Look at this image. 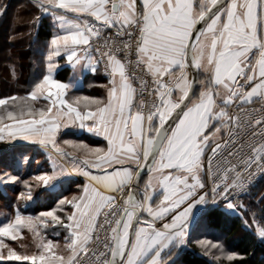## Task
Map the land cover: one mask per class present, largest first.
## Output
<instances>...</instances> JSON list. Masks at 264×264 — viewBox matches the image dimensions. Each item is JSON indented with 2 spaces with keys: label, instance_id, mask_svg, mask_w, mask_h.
I'll return each instance as SVG.
<instances>
[{
  "label": "snow or ice",
  "instance_id": "obj_1",
  "mask_svg": "<svg viewBox=\"0 0 264 264\" xmlns=\"http://www.w3.org/2000/svg\"><path fill=\"white\" fill-rule=\"evenodd\" d=\"M35 7L37 25L50 17L58 30L28 94L0 98V142L47 153L51 171L31 177L37 187L52 192L68 176L86 182L30 214L33 184L0 174V185L25 189L24 211L0 221V264H175L173 254L193 243L236 260L193 232L209 205L237 211L234 200L264 173V107H250L264 105V0H36ZM61 59L93 74L103 65L106 97L69 96L80 80L55 78ZM68 129L106 144L65 139ZM252 223L264 238V224L255 215ZM25 233L33 250L18 251L28 246L10 242Z\"/></svg>",
  "mask_w": 264,
  "mask_h": 264
},
{
  "label": "crops",
  "instance_id": "obj_2",
  "mask_svg": "<svg viewBox=\"0 0 264 264\" xmlns=\"http://www.w3.org/2000/svg\"><path fill=\"white\" fill-rule=\"evenodd\" d=\"M29 8L32 12L39 16L35 7L36 0H27ZM26 15V14H25ZM34 13L27 14L24 17L20 16V21H24L25 28L14 29L9 33V38L14 44H19L25 52L24 60H20L16 55L15 48L12 49L13 61L0 70V98H6L12 95L24 96L30 91L34 80L41 78L46 71L42 54L46 50V45L52 38L58 27L54 25L50 17H45L39 24L36 23ZM43 26L45 31L39 30ZM19 48L18 46H15ZM26 67L25 69L22 67ZM14 71V75H13ZM55 78L63 82H69L73 79L80 80L79 86L69 92V96L86 95L94 98L106 97V87L108 77L99 68L98 72L93 74L87 68L78 67L75 70L67 64L63 59L59 62V67L56 69ZM68 135L65 139H75L90 143L92 146H105L106 142L102 138L91 137L86 132L73 135V130H66ZM18 175L23 180H28L33 184V196L36 203L31 204L27 210L30 214H35L40 210L54 206V201L59 197L68 196L69 198L77 194L81 190V186L85 181L83 176H68L63 177L61 182H58L54 191L49 192L42 187L35 186V182L31 177L42 172H50L51 164L47 153L44 152L38 145L27 144L23 141L13 143L0 142V174L4 172ZM146 179V177H145ZM79 182V183H77ZM25 191L23 184L0 185V221L10 218L15 213L19 206L21 211H24V201L18 199V193ZM241 205V204H240ZM220 211L230 216H240V210L233 212L228 210L225 205L221 206ZM201 227L193 232V235H202L203 232H208V210L200 213ZM49 233L53 230L49 229ZM54 240L58 237L53 236ZM14 244L23 243L28 248H18V251H31L32 239L31 236L25 233V238L22 241L10 242Z\"/></svg>",
  "mask_w": 264,
  "mask_h": 264
},
{
  "label": "trees",
  "instance_id": "obj_3",
  "mask_svg": "<svg viewBox=\"0 0 264 264\" xmlns=\"http://www.w3.org/2000/svg\"><path fill=\"white\" fill-rule=\"evenodd\" d=\"M32 13H34L35 17L36 13L29 8L27 0H0V70H3L9 62L13 61V48H15V51L17 50L16 55L19 59L24 60L25 52L21 48L23 46L19 47V44L11 42L9 33L14 29L25 28L24 21H20L19 18ZM39 30L44 32L45 28L40 26ZM261 196L262 198L264 197V178L248 195L241 199L239 210H243V205L246 208H251L253 203L255 204V199L261 198ZM252 198L254 202L249 203ZM219 209L220 207L208 209L209 230L195 237L208 238L218 244L223 243L229 251H232L238 257L232 262L221 261L219 264H264V242L260 241L244 225V218L227 215ZM260 211L262 217H264V201L261 203ZM215 237L217 238L215 239ZM173 259L175 264H215L207 255L197 249L195 243L182 251L174 253Z\"/></svg>",
  "mask_w": 264,
  "mask_h": 264
},
{
  "label": "rangeland",
  "instance_id": "obj_4",
  "mask_svg": "<svg viewBox=\"0 0 264 264\" xmlns=\"http://www.w3.org/2000/svg\"><path fill=\"white\" fill-rule=\"evenodd\" d=\"M257 196H260V195H257ZM261 198H262V196H261ZM261 198H256L255 199V204L253 203L251 208H249V207L246 208L245 205H243V210H240V217L244 218V220H243L244 225L248 229H250L255 235H256V223H252L253 215H255V219H256L257 222H260L261 224H264V217H262L261 211H260L261 203L264 201V197L262 199ZM252 201L254 202L253 198L249 200V203H252ZM246 221H247V223H246ZM249 224H251V226H249ZM216 238L217 237H215V239ZM258 238H259L260 241L264 242V238H260V237H258ZM221 244H222V246H223V248L225 250V253H227V254H235L232 251H229V249H227L226 246L223 243H221ZM197 249H199L200 251H202L205 254L204 250H202L198 245H197ZM207 256L215 264H219L221 261H227L225 259L224 255H222L218 249H211V251L209 252V254H207ZM217 256L220 257L219 260L216 258Z\"/></svg>",
  "mask_w": 264,
  "mask_h": 264
},
{
  "label": "built area",
  "instance_id": "obj_5",
  "mask_svg": "<svg viewBox=\"0 0 264 264\" xmlns=\"http://www.w3.org/2000/svg\"><path fill=\"white\" fill-rule=\"evenodd\" d=\"M100 68L102 69V71H103V73H104L103 65H101ZM250 107H254V108H256V109H260V108L264 107V105H261L260 103H255V104L251 105ZM256 115H259V113H256ZM263 178H264V173H257L256 175H254V176L252 177V183H251L250 187L248 188L246 194L242 195L238 200H234V203L237 204V205H240V204H241V199H242L244 196L248 195V194L253 190V188H254V187H255V186H256V185H257V184H258ZM223 205H225L224 202L219 203V205H217V206L209 205V206H208V209H215V208H217V207H219V206H223Z\"/></svg>",
  "mask_w": 264,
  "mask_h": 264
}]
</instances>
